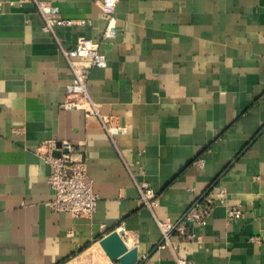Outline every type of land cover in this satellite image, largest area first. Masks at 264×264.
<instances>
[{
	"label": "crops",
	"instance_id": "1",
	"mask_svg": "<svg viewBox=\"0 0 264 264\" xmlns=\"http://www.w3.org/2000/svg\"><path fill=\"white\" fill-rule=\"evenodd\" d=\"M102 2L0 0V264H119L101 241L122 226L137 264H264V0H119L108 39ZM38 5L91 25L51 34ZM82 36L108 60L88 90L125 129L113 138L63 107L75 78L60 45ZM50 141L87 158L100 197L92 216L52 210L39 152ZM204 197L216 208L195 228L200 241L158 248V221ZM234 207L242 218L229 221Z\"/></svg>",
	"mask_w": 264,
	"mask_h": 264
},
{
	"label": "built area",
	"instance_id": "2",
	"mask_svg": "<svg viewBox=\"0 0 264 264\" xmlns=\"http://www.w3.org/2000/svg\"><path fill=\"white\" fill-rule=\"evenodd\" d=\"M118 3L119 0H103L101 4L108 23L103 35L104 39L115 36V13ZM38 11L44 20V30L54 35L56 27L91 25L90 20L63 17L58 8L51 5H38ZM60 48L75 78V82L67 88V99L63 107L66 110H82L87 118L97 119L112 138L115 134L125 132L124 128L116 124L113 116L102 114L99 105L93 100L88 90L91 70L105 68L108 65L106 55L101 52L100 43L82 36L74 48L66 50L61 45ZM39 152L52 167L49 178V184L54 191V199L50 203L52 210L69 213L74 217L92 216L97 210L100 197L88 174V163L84 153L70 142L58 143L55 141L47 142L41 146ZM139 170L141 174L144 173L142 167ZM138 188L143 204L152 208L156 202L153 189L144 183L138 184ZM215 208V200L204 197L193 203L176 222L158 221L162 233L158 248L175 246L174 239H178L179 246L184 243L200 241V236L195 233V228L207 225ZM242 215L241 209L231 208L228 212V220H240ZM118 233L124 241V238L129 235L123 226ZM179 261L180 264H188L186 260Z\"/></svg>",
	"mask_w": 264,
	"mask_h": 264
},
{
	"label": "water",
	"instance_id": "3",
	"mask_svg": "<svg viewBox=\"0 0 264 264\" xmlns=\"http://www.w3.org/2000/svg\"><path fill=\"white\" fill-rule=\"evenodd\" d=\"M101 245L111 260L119 264H137L139 261L138 250L129 249L118 232H113L101 241Z\"/></svg>",
	"mask_w": 264,
	"mask_h": 264
}]
</instances>
